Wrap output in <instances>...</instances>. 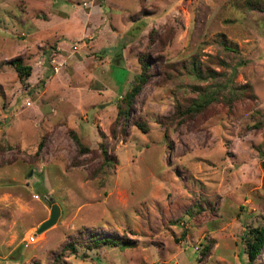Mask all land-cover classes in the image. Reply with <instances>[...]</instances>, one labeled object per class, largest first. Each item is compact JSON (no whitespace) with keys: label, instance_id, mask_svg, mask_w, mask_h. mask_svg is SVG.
I'll use <instances>...</instances> for the list:
<instances>
[{"label":"rangeland","instance_id":"374dc122","mask_svg":"<svg viewBox=\"0 0 264 264\" xmlns=\"http://www.w3.org/2000/svg\"><path fill=\"white\" fill-rule=\"evenodd\" d=\"M142 56L149 77L116 119ZM191 57L215 78L189 76ZM215 85L202 112L174 115ZM263 159L264 0H0V264H248ZM96 235L135 245L81 244Z\"/></svg>","mask_w":264,"mask_h":264},{"label":"trees","instance_id":"16d2710c","mask_svg":"<svg viewBox=\"0 0 264 264\" xmlns=\"http://www.w3.org/2000/svg\"><path fill=\"white\" fill-rule=\"evenodd\" d=\"M221 46L226 49L230 50V44L226 43L223 39H218ZM213 58L210 57V61ZM138 61L140 64V72L134 76L133 81L129 88L123 93L121 96L120 103L117 105V112H116V119H122L124 121L128 118V109L133 100L136 96L137 92L140 90L141 86L147 81L149 74H148V61L146 57H138ZM9 64L13 68L14 72L16 73V77L19 81H23L26 79L30 74V66L26 65L22 62L21 58L14 57L9 60ZM183 69L186 73L196 79L197 81L206 80L208 78H215L216 75L215 71L212 70L209 66L203 65L201 61L196 57H191L187 60V62L183 63ZM218 86L215 85L211 86H195L193 87V92L195 93V97H192L188 100L185 105H177L175 107L174 115L176 114L178 118H190L194 114L202 112L212 101L216 100L218 94ZM230 94H233L234 91L229 90ZM224 102L229 104V98L224 97ZM134 126H136L142 132L146 131L145 125L141 121H134ZM72 134V133H71ZM72 137L76 140V136L72 134ZM76 143L79 148H84L81 146L78 140ZM100 155H101V163L99 164L98 168H111L114 164V158L112 156H108L106 153L105 147L100 144L99 145ZM41 147L39 143L37 149ZM261 165L264 171V159L261 161ZM80 239V238H79ZM78 239H74L63 245V250H70V252L75 251V244H77ZM83 246L86 248H95L101 245H108V246H117L120 249L124 248H131L135 245V241L133 239L127 237H116L112 235L107 236H93L81 241ZM264 244V221L258 227L249 228L244 237V253L246 255V260L248 264H251L252 261L256 258L258 253L260 252L262 246ZM207 250V245H204L201 250V255L203 256L205 251ZM38 264V263H36ZM50 264H60V254L55 255L52 259Z\"/></svg>","mask_w":264,"mask_h":264},{"label":"water","instance_id":"95a60500","mask_svg":"<svg viewBox=\"0 0 264 264\" xmlns=\"http://www.w3.org/2000/svg\"><path fill=\"white\" fill-rule=\"evenodd\" d=\"M59 210L58 206L55 203H52L49 207V215L48 218L43 220L37 227L36 232L39 233L42 230L48 228L53 225L58 217Z\"/></svg>","mask_w":264,"mask_h":264}]
</instances>
